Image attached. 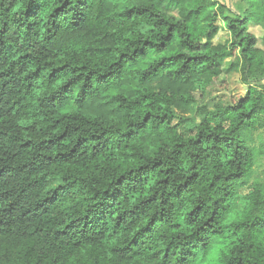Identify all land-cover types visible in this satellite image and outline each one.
<instances>
[{
    "label": "trees",
    "instance_id": "1",
    "mask_svg": "<svg viewBox=\"0 0 264 264\" xmlns=\"http://www.w3.org/2000/svg\"><path fill=\"white\" fill-rule=\"evenodd\" d=\"M263 159L264 0H0V264H264Z\"/></svg>",
    "mask_w": 264,
    "mask_h": 264
},
{
    "label": "rangeland",
    "instance_id": "2",
    "mask_svg": "<svg viewBox=\"0 0 264 264\" xmlns=\"http://www.w3.org/2000/svg\"><path fill=\"white\" fill-rule=\"evenodd\" d=\"M221 3L226 4L232 10H237V3L238 0H218ZM177 14V11H174ZM251 32H253L256 36H258L260 45L262 44V36H263V29L259 26H252ZM230 38V34L227 29L223 28L218 36L215 38V43L224 42ZM232 58H228L224 61V72L219 79L218 87L209 91L207 97L205 98L204 102L208 105L210 109L214 108V104L220 100L225 99L226 96H242L246 93L247 86L241 81V77L239 73L232 71L229 66L231 64ZM198 116L195 115V121H197ZM194 121V122H195ZM192 123L193 121H189ZM259 175L264 173V159L262 160L260 166L258 167Z\"/></svg>",
    "mask_w": 264,
    "mask_h": 264
}]
</instances>
